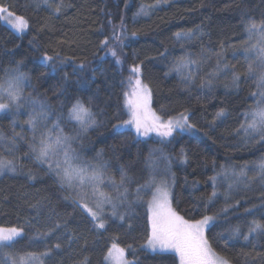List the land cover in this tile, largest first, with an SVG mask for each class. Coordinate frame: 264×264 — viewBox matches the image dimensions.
I'll use <instances>...</instances> for the list:
<instances>
[{
  "label": "trees",
  "instance_id": "16d2710c",
  "mask_svg": "<svg viewBox=\"0 0 264 264\" xmlns=\"http://www.w3.org/2000/svg\"><path fill=\"white\" fill-rule=\"evenodd\" d=\"M50 2L60 7L59 13L39 0H0L29 21L27 33L18 35L0 19V82L17 70L29 78L20 107L0 113V158L12 160L17 169L0 177V227L24 232L7 248L12 256L41 253L59 243L61 248L53 249L44 264H106L115 239L134 264H178L174 254L146 249L151 191L137 193L151 179L149 162L163 152L173 162V207L190 220L215 216L207 239L231 264H264V235L227 238L236 225L246 233L251 220L264 222V178L257 167L264 160V140L241 128L245 114L257 108L262 90L261 68L245 51L258 37L249 40L245 28L251 21L264 22V0ZM144 6H150L147 14L141 11ZM113 26L122 39L121 66L110 51L116 42ZM106 38L109 43L103 45ZM45 55L53 57L55 71L53 61L43 60ZM181 61L187 66L179 67ZM249 63L253 75L247 72ZM135 65L152 89V108L166 118L188 116L197 135L175 132L166 142L143 141L130 129L113 127L129 119L125 75ZM233 71L240 74L235 84ZM77 100L97 121L84 132L69 117ZM40 102L48 116L38 120L37 138L59 123L65 135L75 137L72 145L79 162L103 166L100 188L113 197L117 193L107 177L119 184L124 176L120 190L126 187L127 193L118 206L123 222L109 218L111 206L105 205L106 229L94 228L86 211L73 203L77 191L62 186L47 165L35 159L29 148L34 133L27 121L34 109L41 111ZM221 109L225 115L218 117ZM241 170L246 175L241 176ZM213 191L216 196L209 202ZM87 202L93 205L91 198ZM48 231L52 234L47 238L34 239Z\"/></svg>",
  "mask_w": 264,
  "mask_h": 264
},
{
  "label": "snow or ice",
  "instance_id": "6c2138e0",
  "mask_svg": "<svg viewBox=\"0 0 264 264\" xmlns=\"http://www.w3.org/2000/svg\"><path fill=\"white\" fill-rule=\"evenodd\" d=\"M39 2L51 8L54 14L60 12V7H53L50 0H39ZM148 7L150 6L142 7L141 11L147 14L146 9ZM0 19H3L18 33H23L29 27V21L24 16L17 15L4 5H0ZM121 25H123V22H121ZM245 31L249 40L254 36L258 37L257 43L253 44L250 48H245V51L252 52L255 50L259 67L261 68L258 75L259 86L261 89H264V22L257 24L255 21H251L247 24ZM176 35L179 37L182 34L176 33ZM183 35H190V33H184ZM112 38L114 41L122 43L121 37L116 34V26H113ZM108 43L109 40L107 38L102 41L103 45H108ZM110 51L112 56H117L114 48L110 49ZM43 60L46 62L53 61L50 67L53 71L56 70V63L53 57L45 55ZM117 63H120L119 58H117ZM186 66L183 61L179 64V67ZM228 67L227 64L224 65L225 69H228ZM80 68L83 69L84 65L81 64ZM141 71L139 65L130 68V75L127 78L129 90L124 93V105L129 119L120 124L113 125V127L128 128L131 126L137 136L146 137L150 133L155 132L164 138L171 137L177 129L183 130L186 126L192 128L193 126L187 123V116L181 114L179 118L170 116L166 118L152 108V89L141 79ZM247 72L249 75L254 74L251 63L247 65ZM65 78H67L66 74ZM239 80L240 74L233 71V83L235 84ZM26 83H29L28 76L25 73L18 72V70L9 75L5 81L0 82V112L20 107V101L23 97V87ZM207 83L211 84V80L207 81ZM259 95L261 100L257 102V108L245 114L246 122L241 125V128L246 134L255 133L259 135L261 140H264V90H261ZM5 100L7 102H4ZM33 103L36 102L33 101ZM39 108L41 111L36 112L34 109L27 121L34 133L29 148L35 159L41 164L47 165L48 170L54 173L62 186L66 185L67 187L78 189L76 196L73 197V203L86 211L91 217L94 228L106 229V220L104 218L105 205L111 206L109 218L123 222L125 216L118 212V206L124 202L122 197L127 193L126 187L123 192L120 190L124 187V176H121L119 184H117L114 178L107 177L111 187L117 193L115 197L101 191L100 186L105 182V174L102 170L103 166L99 164L92 165L87 162L75 163V161L79 160L75 149L72 148V142L75 137L65 135L59 123L41 132L39 138L36 137L35 132L38 120L47 119L48 116V112L44 111L46 108L45 104L40 102ZM224 115L223 109L217 113L218 117ZM69 117L77 122L81 132L87 131L88 128L95 126L97 123L92 110L79 100L70 109ZM249 118L250 122H248ZM54 132L55 134H53ZM257 167L261 173V177L264 178V160H261ZM6 170L15 172L17 169L12 160L0 158V175ZM240 175L244 176L246 173L241 170ZM32 179H35V177H32ZM210 179L215 180V177ZM153 187L155 191L152 192L151 199L147 202L148 217L145 247L148 250L161 255L173 253L178 257V264H231L227 258L213 250L207 239L206 230L209 224L216 219L215 216L205 215L199 220L186 219L173 207L172 195L169 190L171 185L168 182H161L159 186H156L153 178L148 183L141 185L137 189V193L139 194L142 189ZM215 196L216 192L213 191L212 195L208 198L209 202ZM89 198L93 201L92 206H89L87 202ZM222 211H227V209H222ZM245 212L252 214L253 210L246 208ZM56 227L59 228L60 225L57 224ZM51 234V231L38 233L34 239L43 240ZM22 235L23 230L20 228L0 227V247L7 248L13 246L17 238ZM259 235H264V222L253 219L247 225L246 233L241 231L239 225H236L229 229V236L227 238L232 239L242 236L244 240H249L250 237ZM60 248L61 245L57 243L52 248H46L44 252L26 253L18 259L11 254H7L5 260L0 261V264H44V258H50L53 249L59 250ZM126 251L114 239L108 248L105 258L110 264H133L132 261L126 259Z\"/></svg>",
  "mask_w": 264,
  "mask_h": 264
},
{
  "label": "rangeland",
  "instance_id": "374dc122",
  "mask_svg": "<svg viewBox=\"0 0 264 264\" xmlns=\"http://www.w3.org/2000/svg\"><path fill=\"white\" fill-rule=\"evenodd\" d=\"M2 22L7 26L9 27L12 31H14L16 34L18 35H23V34H26L27 31H28V28L23 32V33H18L16 32L14 29H12L5 21H3L2 19ZM118 35V34H117ZM120 36V35H119ZM122 40V39H121ZM257 42H254L253 44H256ZM119 44H121L120 42H115L112 46V48L115 49V51L117 52V56L115 57L116 59V62H117V58H119V54H118V51H119ZM252 44V45H253ZM251 55H253V58L255 59V63H257L259 65V61H258V58L255 54V50H253L252 52H250ZM120 60V63H117L119 66H121V59L119 58ZM125 71V70H124ZM130 75V70L126 71V75H125V92H127L129 90V86L127 85V78L128 76ZM264 90V89H262ZM259 98V101L261 100V97L260 95L258 96ZM258 106V105H257ZM2 113V112H0ZM186 116V115H185ZM179 118V117H177ZM71 121L75 122L77 124L76 121L72 120ZM250 122V118L248 120ZM187 123L188 125H190L189 123V120H188V116H187ZM78 125V124H77ZM91 128V127H90ZM89 129V128H88ZM123 129H130L132 131L135 132V130L129 126L128 128H123ZM175 132H181L183 134H188V135H197L199 132L194 129L193 127L192 128H188L187 126L181 130V129H177ZM173 132V133H175ZM55 134V132L53 133ZM173 135V134H172ZM139 139L143 140V141H147V140H150V139H153V138H158L160 141L162 142H166L168 141L171 137H167V138H164V137H160L159 135H157L155 132L153 133H150L148 136H137ZM73 143V142H72ZM72 148H73V145H72ZM161 152V151H160ZM161 156H157L156 158H152L151 161L149 162V169H150V173H151V180H153L154 178V181H155V184L156 186H159L161 182H168L171 187H170V192H171V195H173V190H174V186H175V176H174V173H173V162L169 159V157H167L163 152L160 153ZM75 163H81L78 161H75ZM10 172V173H9ZM13 171H5L2 175H0V177L6 175V174H11ZM73 191H77L78 189H74V188H71ZM146 191H151V195H152V192L155 191V188H150V189H145ZM102 191V189H101ZM216 220V219H215ZM212 221L210 224H209V227L215 222ZM208 227V229H209ZM208 229L206 230V236H207V231ZM24 236V232H23V235L19 238H17V241L19 239H21L22 237ZM8 248V247H7ZM7 248H2L0 247V250H2V253H3V260H5L6 258V255L7 254H11ZM147 249V248H146ZM148 250V249H147ZM150 251V250H148ZM151 252V251H150ZM173 254V253H171ZM12 255V254H11ZM175 255V254H174ZM13 257H16L17 259L21 256H13ZM126 259L129 260L126 256ZM131 261V260H129ZM133 262V261H132ZM105 263L106 264H110V262L105 259ZM134 264V262H133Z\"/></svg>",
  "mask_w": 264,
  "mask_h": 264
}]
</instances>
